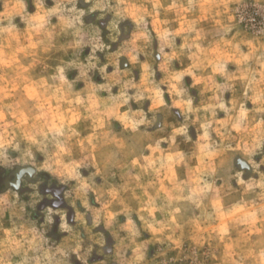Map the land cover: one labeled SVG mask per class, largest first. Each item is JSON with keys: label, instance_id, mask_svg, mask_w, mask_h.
Returning a JSON list of instances; mask_svg holds the SVG:
<instances>
[{"label": "rangeland", "instance_id": "374dc122", "mask_svg": "<svg viewBox=\"0 0 264 264\" xmlns=\"http://www.w3.org/2000/svg\"><path fill=\"white\" fill-rule=\"evenodd\" d=\"M0 264H264V0H0Z\"/></svg>", "mask_w": 264, "mask_h": 264}, {"label": "water", "instance_id": "95a60500", "mask_svg": "<svg viewBox=\"0 0 264 264\" xmlns=\"http://www.w3.org/2000/svg\"><path fill=\"white\" fill-rule=\"evenodd\" d=\"M236 163L241 168H248V164L242 159H238ZM34 172L35 169L33 167H20L13 173L14 178L12 180H5L4 185L6 188H13L15 190H19L21 188L23 176L26 173L31 176Z\"/></svg>", "mask_w": 264, "mask_h": 264}]
</instances>
